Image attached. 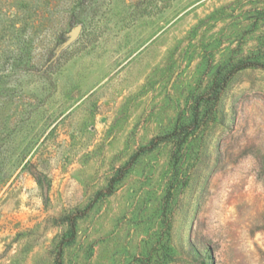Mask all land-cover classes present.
<instances>
[{
	"label": "rangeland",
	"instance_id": "1",
	"mask_svg": "<svg viewBox=\"0 0 264 264\" xmlns=\"http://www.w3.org/2000/svg\"><path fill=\"white\" fill-rule=\"evenodd\" d=\"M0 9V264H264V0Z\"/></svg>",
	"mask_w": 264,
	"mask_h": 264
},
{
	"label": "trees",
	"instance_id": "2",
	"mask_svg": "<svg viewBox=\"0 0 264 264\" xmlns=\"http://www.w3.org/2000/svg\"><path fill=\"white\" fill-rule=\"evenodd\" d=\"M31 8H32V7H30V9H31ZM33 9L35 10L36 15H37V14H40V13H38L39 9H38V5H37V4L33 5ZM1 14H2V9H0V15H1ZM34 14H35V13H34ZM10 16H11V17H9V18H10V22H9L10 25H9V26H11L12 28L16 29V30L14 31V33H13L14 36H16L15 33H18V36H19L21 39H33V38H27V36L23 35V34H24V33H23V32H24L23 30H24V27H26V26H23V28H19V27L17 26L18 23L20 22V15H18V17L15 18L16 13H11ZM1 20H3V19H0V24H2ZM26 20L34 21L35 18L32 17V14L30 13V15H28V16L26 17L25 21H24V24H25V25L28 24ZM13 34H12V35H13ZM17 59H18L19 62H21V61L23 60L22 56H20V57L17 58ZM21 59H22V60H21ZM15 62H17V61H15ZM18 64H19V63H18ZM251 64H253V63H242V64H239V65L236 67L235 70H241V69L247 68V67H248L249 65H251ZM232 72H234V71H232ZM232 72H231L228 76H225V79H228V78L231 76ZM196 123H198V113L196 114V118H195V120H194V122H193V125L195 126ZM194 126H193V127H194ZM195 127H196V126H195ZM190 129H192L190 126H183L182 129L179 131V133H177V132L175 131V132L171 133L170 135H167V136H165V137H159L158 139H159V140H163V139H165V138H167V137H170V136H176L177 134H180L181 132H184L185 130H190ZM157 144H158V141L155 140V141L152 142L151 145L146 146V147H143V148H141L140 150H138L137 152H135V153L133 154V156L131 157L130 161H129L126 165L120 167V168L118 169L117 174L111 179V182H110L109 187H108V189H107V191H106V194H111V193L114 191L115 184L118 183V182H119V181L125 176L126 172H127L128 169L130 168V166L135 162V160L138 158V156H139L142 152L155 148V147L157 146ZM1 180H2V179H0V184H1V182H2Z\"/></svg>",
	"mask_w": 264,
	"mask_h": 264
}]
</instances>
